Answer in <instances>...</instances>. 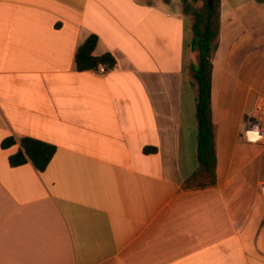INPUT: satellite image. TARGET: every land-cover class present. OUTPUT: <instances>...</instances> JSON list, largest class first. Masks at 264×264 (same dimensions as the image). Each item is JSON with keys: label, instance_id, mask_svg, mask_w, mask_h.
I'll return each instance as SVG.
<instances>
[{"label": "crops", "instance_id": "0c3cea01", "mask_svg": "<svg viewBox=\"0 0 264 264\" xmlns=\"http://www.w3.org/2000/svg\"><path fill=\"white\" fill-rule=\"evenodd\" d=\"M218 3L216 178L188 188L199 56L184 1L0 0V264H264V142L244 134L264 96V0ZM90 34L116 58L106 73L77 67ZM22 136L57 146L45 170L10 164Z\"/></svg>", "mask_w": 264, "mask_h": 264}, {"label": "trees", "instance_id": "16d2710c", "mask_svg": "<svg viewBox=\"0 0 264 264\" xmlns=\"http://www.w3.org/2000/svg\"><path fill=\"white\" fill-rule=\"evenodd\" d=\"M184 1V11L192 15L193 36L190 46L198 52V62L189 65L196 85V116L198 122L197 133V155L200 168L195 171L184 183L185 187L195 185L200 175L210 177V182L215 183L216 153L214 146V127L211 118V88L213 56L216 52L218 42V0L209 7L207 0L203 8H195L188 0ZM98 42L97 34H90L78 47L76 52V63L79 70L94 69L99 63H104L113 68L116 58L110 52L102 55H94L93 51ZM17 144L13 135L5 137L1 146L8 148ZM21 147L10 154L9 162L17 166L31 161L39 171L45 170L53 158L57 146L54 143L31 136L20 138Z\"/></svg>", "mask_w": 264, "mask_h": 264}, {"label": "built area", "instance_id": "2783aa9c", "mask_svg": "<svg viewBox=\"0 0 264 264\" xmlns=\"http://www.w3.org/2000/svg\"><path fill=\"white\" fill-rule=\"evenodd\" d=\"M97 69L100 73H106L111 68L104 63H99ZM245 136L249 140L250 134L254 140L264 142V96H259L245 115Z\"/></svg>", "mask_w": 264, "mask_h": 264}, {"label": "rangeland", "instance_id": "374dc122", "mask_svg": "<svg viewBox=\"0 0 264 264\" xmlns=\"http://www.w3.org/2000/svg\"><path fill=\"white\" fill-rule=\"evenodd\" d=\"M206 0H202V6H201V8H203V4H204V2H205ZM238 97H240L239 95H238ZM237 97V98H238ZM242 99H240V98H238L237 99V101H236V106H234V110H239L240 108H241V105H243V102L245 101V99L244 100H242Z\"/></svg>", "mask_w": 264, "mask_h": 264}, {"label": "water", "instance_id": "95a60500", "mask_svg": "<svg viewBox=\"0 0 264 264\" xmlns=\"http://www.w3.org/2000/svg\"><path fill=\"white\" fill-rule=\"evenodd\" d=\"M215 0H207L209 7H212Z\"/></svg>", "mask_w": 264, "mask_h": 264}]
</instances>
